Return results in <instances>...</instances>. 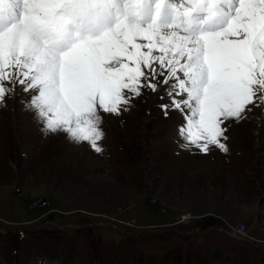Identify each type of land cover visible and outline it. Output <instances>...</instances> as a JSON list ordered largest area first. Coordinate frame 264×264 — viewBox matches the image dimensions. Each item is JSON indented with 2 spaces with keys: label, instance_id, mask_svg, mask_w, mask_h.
I'll return each mask as SVG.
<instances>
[{
  "label": "rangeland",
  "instance_id": "1",
  "mask_svg": "<svg viewBox=\"0 0 264 264\" xmlns=\"http://www.w3.org/2000/svg\"><path fill=\"white\" fill-rule=\"evenodd\" d=\"M163 91L103 114L99 153L45 135L25 93L0 107V264L30 263L48 246L72 264H216L215 246L237 249L220 244L222 235L264 243V105L230 122L227 153L203 154L180 147L185 117H165ZM97 218L118 229L93 225Z\"/></svg>",
  "mask_w": 264,
  "mask_h": 264
},
{
  "label": "snow or ice",
  "instance_id": "2",
  "mask_svg": "<svg viewBox=\"0 0 264 264\" xmlns=\"http://www.w3.org/2000/svg\"><path fill=\"white\" fill-rule=\"evenodd\" d=\"M161 88L181 148L227 153L230 122L264 105V0H0V107L27 94L45 135L99 153L103 114Z\"/></svg>",
  "mask_w": 264,
  "mask_h": 264
},
{
  "label": "trees",
  "instance_id": "3",
  "mask_svg": "<svg viewBox=\"0 0 264 264\" xmlns=\"http://www.w3.org/2000/svg\"><path fill=\"white\" fill-rule=\"evenodd\" d=\"M22 236L23 235H21V237ZM25 244L27 247V240H26ZM245 250H246L245 248H241V252L243 255H242V258L240 260H238V262L236 264H250L251 260L246 259V251ZM219 253H220V249H218V248H214L212 250V256L213 257ZM59 254H60V251H59V249H57V247L48 246V247L44 248L41 252H32V255L34 258L30 263L31 264H39L42 260V257L47 258L48 261H53L54 258L56 257V255H59ZM95 261L96 260H92L90 262V264H94ZM205 261L207 262V264H211L210 260L205 259ZM99 263H100V261H99ZM112 264H116V262H113Z\"/></svg>",
  "mask_w": 264,
  "mask_h": 264
},
{
  "label": "built area",
  "instance_id": "4",
  "mask_svg": "<svg viewBox=\"0 0 264 264\" xmlns=\"http://www.w3.org/2000/svg\"><path fill=\"white\" fill-rule=\"evenodd\" d=\"M243 223L242 222H235V224H233V229L238 232L241 233L243 231Z\"/></svg>",
  "mask_w": 264,
  "mask_h": 264
},
{
  "label": "water",
  "instance_id": "5",
  "mask_svg": "<svg viewBox=\"0 0 264 264\" xmlns=\"http://www.w3.org/2000/svg\"><path fill=\"white\" fill-rule=\"evenodd\" d=\"M232 235H234V234H232Z\"/></svg>",
  "mask_w": 264,
  "mask_h": 264
}]
</instances>
